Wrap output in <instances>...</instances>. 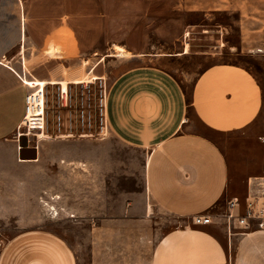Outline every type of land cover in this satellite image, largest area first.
Returning a JSON list of instances; mask_svg holds the SVG:
<instances>
[{
	"label": "crops",
	"instance_id": "1",
	"mask_svg": "<svg viewBox=\"0 0 264 264\" xmlns=\"http://www.w3.org/2000/svg\"><path fill=\"white\" fill-rule=\"evenodd\" d=\"M16 1L0 4V223H13L17 231L5 241L0 232V264H76L62 238L33 227L41 220L42 208L57 211L51 181L55 177L57 184L65 182L66 171L56 166L52 176L42 160L60 155L40 153L39 142L45 138L31 144L16 137V131L24 116V98L33 91L27 83H46L45 89L59 87L50 82L104 77L95 76L98 66L89 67L98 52H85L90 43L80 42L66 16L51 28L45 17L50 4L41 8ZM112 46L100 55L113 56ZM262 101L248 73L227 71L222 64L198 74L189 96L183 82L160 66H135L112 79L102 100L107 131L122 145L145 154L144 198L149 211L186 222L156 242L151 264H264V229L235 227L228 236L222 221L214 219L209 226L192 223L197 215H213L230 179L220 147L207 135L190 132L188 125L194 113L211 131H239L260 114ZM19 138L26 149L35 150V159L19 160ZM62 138L54 141L61 143ZM23 155L32 157V152ZM258 177L244 182L240 215Z\"/></svg>",
	"mask_w": 264,
	"mask_h": 264
},
{
	"label": "rangeland",
	"instance_id": "2",
	"mask_svg": "<svg viewBox=\"0 0 264 264\" xmlns=\"http://www.w3.org/2000/svg\"><path fill=\"white\" fill-rule=\"evenodd\" d=\"M21 1L41 8L50 4L45 17L51 28L66 16L80 42L90 43L85 52H98L89 67L98 66L95 76L104 77L74 80L90 83L68 85L63 99L59 87L44 89L45 140H40L39 151L60 156L43 158L42 164L51 167L52 176L61 166L66 181L57 184L52 178L50 193L57 211L42 208L41 220L33 227L62 238L76 264H151L156 242L186 223L149 211L144 198L145 154L118 142L103 121L106 90L128 68L160 66L183 82L188 96L195 77L216 64L248 73L263 99L256 118L227 133L207 129L194 113L188 125L190 132L211 138L228 164L230 186L213 215L222 214L231 199L243 200L248 177L264 176V147L258 141L264 134V0ZM111 45L122 48L125 56L102 57ZM60 136L61 143L54 141ZM21 138L31 144L38 139ZM14 225L0 223L3 241L17 232Z\"/></svg>",
	"mask_w": 264,
	"mask_h": 264
},
{
	"label": "built area",
	"instance_id": "3",
	"mask_svg": "<svg viewBox=\"0 0 264 264\" xmlns=\"http://www.w3.org/2000/svg\"><path fill=\"white\" fill-rule=\"evenodd\" d=\"M26 85L33 91L24 98V116L16 131L18 132L17 137L39 138L43 136L46 125L45 90L43 86H36L34 83ZM65 96L66 94L60 93L61 99ZM258 141L264 147V134L258 137ZM253 186V193L249 192L246 197L241 215L238 213L239 201L231 199L227 202V208L222 214L197 215L192 218V223L197 226H209L212 225L214 219L222 221L228 236L235 227L243 231L264 229V176L256 179Z\"/></svg>",
	"mask_w": 264,
	"mask_h": 264
},
{
	"label": "bare ground",
	"instance_id": "4",
	"mask_svg": "<svg viewBox=\"0 0 264 264\" xmlns=\"http://www.w3.org/2000/svg\"><path fill=\"white\" fill-rule=\"evenodd\" d=\"M112 50H113V57H123V56H125L124 50L122 48H112ZM84 83H90V80L87 79L86 82H84V81H76V82H73V81H69V82L68 81H65V82H57V83L50 82L51 85H59V87L61 89V92L63 94H66L68 85H70V84H73V85L74 84H84ZM34 85L41 86V87L43 86L44 87V85H48V84L41 83V82H36V83H34ZM52 210L54 211V209H52Z\"/></svg>",
	"mask_w": 264,
	"mask_h": 264
},
{
	"label": "water",
	"instance_id": "5",
	"mask_svg": "<svg viewBox=\"0 0 264 264\" xmlns=\"http://www.w3.org/2000/svg\"><path fill=\"white\" fill-rule=\"evenodd\" d=\"M22 139H19V147H20V151L18 153V158L19 160H33L35 159V150L34 149H26L27 147V144L24 142L23 144L21 143ZM24 151H29V152H32V157H26L23 155Z\"/></svg>",
	"mask_w": 264,
	"mask_h": 264
}]
</instances>
